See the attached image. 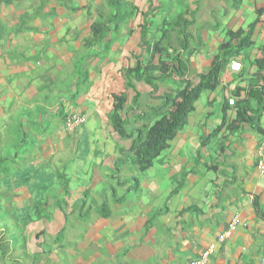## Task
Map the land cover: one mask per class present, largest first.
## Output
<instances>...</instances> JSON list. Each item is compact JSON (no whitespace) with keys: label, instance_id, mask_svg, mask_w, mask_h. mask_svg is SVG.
I'll return each instance as SVG.
<instances>
[{"label":"crops","instance_id":"0c3cea01","mask_svg":"<svg viewBox=\"0 0 264 264\" xmlns=\"http://www.w3.org/2000/svg\"><path fill=\"white\" fill-rule=\"evenodd\" d=\"M182 1L172 4L176 12L190 7L189 0ZM105 2L0 0V158L15 162L0 175V201L17 218L19 211L28 214L45 201L53 203L48 216L28 226L59 225L52 239L44 235L47 244L33 245L38 255L32 253L31 263L189 264L214 245L206 264H264V107L255 124L213 134L222 122L226 127L235 120L254 81L253 62L264 49V16L249 47L231 61L240 71L228 65L151 168L131 173L118 163L119 148L128 149L129 142L113 132L109 114L111 95L123 89L120 70L134 65H120L130 52L124 33L138 37L140 19L122 27L109 52L100 53L103 44L86 43L92 25L109 15ZM156 5L153 27L161 28L164 23L156 20L166 12L160 0ZM256 10L228 12L222 29L201 31L203 47L190 59L186 79L196 82L206 74L225 32L246 31ZM230 99L233 106H227ZM70 115L84 119L73 132L64 129ZM85 192L83 210L89 213L79 217L78 204L70 201L79 203ZM103 204L110 212L105 219L95 213ZM234 220L235 230L217 244ZM61 230V241L54 243ZM2 231L4 238L7 229Z\"/></svg>","mask_w":264,"mask_h":264},{"label":"trees","instance_id":"16d2710c","mask_svg":"<svg viewBox=\"0 0 264 264\" xmlns=\"http://www.w3.org/2000/svg\"><path fill=\"white\" fill-rule=\"evenodd\" d=\"M156 1L146 0L145 9L139 10L127 0H106V7L110 10L109 15L92 25L91 36L86 43L88 47L103 44L99 52L107 53L110 46L118 39L121 28L134 20L137 15L140 19L137 30L138 49L141 54L134 57L133 67L120 70L125 92L111 95L109 114L113 132L120 140L129 142L128 149L119 148L118 153L122 158L118 159V163L127 164L131 173H143L151 168L153 162L166 149L167 143L182 130L186 117L193 111L201 93L214 91L219 84L221 73L241 51L249 47V37L259 23V19L264 16L263 4L255 11L256 18L247 26L246 31L244 29L226 31L224 40L213 56L210 69L206 74L198 75L194 82L193 79L188 80L186 77L190 59L203 47L199 37L200 32L193 31L199 0L194 1L193 4L190 2V7L186 5L179 8L170 22L164 23L160 28L157 40L152 41L151 30L158 10ZM191 5L195 7L193 10ZM241 5L242 0H230L223 17L228 16V12L237 11ZM209 28L214 31L218 29L214 26ZM145 56L147 59H144ZM253 66L254 81L252 80L250 84L246 99L239 103L235 120L226 127L222 122L214 135L223 128L233 133L240 126H251L258 120L264 107V49L260 57L253 62ZM137 86L148 87L149 92L144 94L145 99H150L156 104L141 103L142 94L137 91ZM127 91L133 93L129 101ZM13 164L15 162L0 158V175L6 176L12 170ZM131 182L132 188L138 185L135 178ZM64 195L67 196L66 187ZM86 197L87 192L78 203L79 217H86L89 213L88 209L83 210ZM95 213L104 219L110 216L105 204L95 210ZM62 234L63 230L58 232L54 243L61 241Z\"/></svg>","mask_w":264,"mask_h":264},{"label":"rangeland","instance_id":"374dc122","mask_svg":"<svg viewBox=\"0 0 264 264\" xmlns=\"http://www.w3.org/2000/svg\"><path fill=\"white\" fill-rule=\"evenodd\" d=\"M129 1L134 2L138 6V8L143 9V7L146 6L145 5L146 0H129ZM160 1L162 4V9L166 12V14H165L164 19L156 20L158 25H161V23L163 24V23H169L170 22V18H171L170 14L176 12L175 8H173L172 4H174L178 0H160ZM194 1L196 2L197 0H190V2L192 4ZM252 1L243 0L241 7L235 13L247 11V7L258 8V7H261L263 5L262 0H252ZM100 2L102 3V0H100ZM229 2H230V0H199L197 2L198 3L197 4L198 13L196 15V25H195V30L193 29V31L194 32H197V31L203 32V31L207 30L209 27H213V26L216 28L222 29V27L224 25L223 13L227 11V6H228ZM182 3L184 5L186 3V0L182 1L181 4ZM194 8H195L194 5H191V9L193 10ZM138 22H139V18L137 17L135 20V23H134L135 26H136V23H138ZM239 22H240V20H239ZM130 25L133 26V24H130ZM159 31H160L159 26H154L152 28V30H151V35H152L151 40L152 41L157 40V38L160 34ZM124 34L126 35L125 39L127 41H129L127 43V45H128V49H130V52H133L134 56L140 55L141 54L140 51L137 48H134L135 42L137 41V38H138L137 35L134 36L133 33H130V32L127 33V31ZM131 45H132V47H131ZM130 52H129V54L125 55L126 56L125 58L122 59V61L120 63L121 66L124 63L127 66L134 64L135 60L133 57L131 59L132 55L130 54ZM120 53H124V51H121ZM144 59H147V56H145ZM116 60H118V58H116ZM141 62H143V61H141ZM189 77H190V80L193 79L191 76H189ZM137 91H139L142 94V96L140 98L141 103H144L146 105L156 104V102H153L150 99L149 100L145 99L144 94H147L149 92L148 87L137 86ZM123 92H125V91L122 89L121 93H123ZM126 95H127L128 101H129V99H131L133 97V93L131 91H127ZM127 131L129 132V130H127ZM126 142H128V141H126ZM62 188H63L62 186H60V187L57 186L56 190H58V189L62 190ZM1 189L2 188L0 186V194H3L4 190L3 189L1 190ZM55 193H57V191H55L54 194ZM68 200H69V198H68ZM80 200H81V198H80ZM70 202L78 204V201H74V199H73V201H70ZM52 204L53 203L45 201V202H43V205L41 208L37 207V209H35V210L31 209V210H29L28 214H26L25 211H19V213L17 214V215H19V218H17L16 213L13 214L12 210L7 209L4 206L3 199L0 201V240H1L0 241V247H2V248H0V264H32L31 263L32 253H35V254L38 253L37 247L35 249V247H33V245L37 244L39 241H41L42 243L44 242V244H47L48 240H46V237L47 238L53 237L54 236L53 230L55 228L57 229V227L59 228V225L58 224H51V225H48L46 227L41 222V226L37 225V227H35V230H34V228L32 230L30 228V226H28V225L33 222V218H35L34 221H37V220L44 219L46 216H48V214H49L48 211H50V210H47V208L50 206L52 207ZM53 208H54V206H53ZM52 210H54V209H52ZM54 213H55V211H53V214ZM26 216L28 217L27 220L25 218ZM22 217H24L25 219ZM11 218H13V220H15V221H16V219L19 221L22 219V223H20L19 221H16L17 222V224H16L15 222H12L13 220ZM1 222H5V224H1ZM68 224L70 225V223H68ZM5 229H7V233H6L7 236H5L3 238V236H1L3 233L2 230H5ZM11 235H14V236H11ZM44 235L46 237H44ZM50 235H52V236H50ZM8 236H9L10 242L7 241ZM15 236H17V237H15ZM13 237H15V239ZM36 240H38V241H36ZM16 260L17 261L19 260V261L17 262Z\"/></svg>","mask_w":264,"mask_h":264},{"label":"built area","instance_id":"2783aa9c","mask_svg":"<svg viewBox=\"0 0 264 264\" xmlns=\"http://www.w3.org/2000/svg\"><path fill=\"white\" fill-rule=\"evenodd\" d=\"M230 71L233 73H238L240 71V65L237 63H234V62L231 63L230 64ZM227 103H228V106H233L234 100L230 99V100H228ZM83 123H84L83 118L77 117L75 115H70L65 122L64 129L67 132H73L76 128H78ZM262 159H263V157H261L260 161H258V163H257V169L259 171H262V169H263ZM235 226H236V221L234 220L228 226V229L225 232H223L217 236L216 243L217 244L223 243L230 236V234L235 230ZM214 250H215L214 245L207 247L206 250L203 251V253L200 255V257L197 260L192 261L189 264H206L209 257L214 252Z\"/></svg>","mask_w":264,"mask_h":264}]
</instances>
